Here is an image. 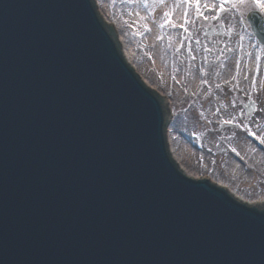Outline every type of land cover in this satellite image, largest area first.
<instances>
[{"label":"water","instance_id":"obj_1","mask_svg":"<svg viewBox=\"0 0 264 264\" xmlns=\"http://www.w3.org/2000/svg\"><path fill=\"white\" fill-rule=\"evenodd\" d=\"M169 122L94 0H0V264H264V208L185 176Z\"/></svg>","mask_w":264,"mask_h":264},{"label":"rangeland","instance_id":"obj_2","mask_svg":"<svg viewBox=\"0 0 264 264\" xmlns=\"http://www.w3.org/2000/svg\"><path fill=\"white\" fill-rule=\"evenodd\" d=\"M96 2L138 75L169 103L167 140L185 173L222 183L244 202H259L255 199L264 196V47L246 17L254 10L264 16V9L254 0H200L201 15L185 0ZM226 65L233 72L224 76Z\"/></svg>","mask_w":264,"mask_h":264},{"label":"bare ground","instance_id":"obj_3","mask_svg":"<svg viewBox=\"0 0 264 264\" xmlns=\"http://www.w3.org/2000/svg\"><path fill=\"white\" fill-rule=\"evenodd\" d=\"M121 43V45H122V49H123V53H124V57L127 59V61L129 62V58H128V56H129V53L125 50V48H124V46H123V44H122V42H120ZM214 62V61H213ZM130 63V62H129ZM245 70H247V67L245 68ZM233 71L231 70V68H229V66L228 65H226L225 66V68H224V70H223V74H224V76H227V75H229V74H231ZM222 84H226V82H224V83H222ZM173 159L176 161V163H177V165L179 166V168L181 169V171H183L184 173H185V171L183 170V168H182V166H181V164L179 163V161L176 159V157L175 156H173ZM186 174V173H185ZM218 186L220 187V188H223V189H226V190H228V188L225 186V185H223L222 183H219L218 184ZM231 195H233L236 199L238 198L237 196H235L233 193H230ZM238 200H241L240 198H238ZM256 201H259V202H256L257 204H264V196L263 197H261V198H259V199H255Z\"/></svg>","mask_w":264,"mask_h":264},{"label":"snow or ice","instance_id":"obj_4","mask_svg":"<svg viewBox=\"0 0 264 264\" xmlns=\"http://www.w3.org/2000/svg\"><path fill=\"white\" fill-rule=\"evenodd\" d=\"M185 2L189 3V4H192V3H195L196 5V8H197V11L200 12V8H201V4H200V0H185ZM241 2H243V0H241ZM254 2L256 3V6L261 8V9H264V3H259L258 0H254ZM205 7H207L208 5L205 4L204 5ZM220 10L223 11L224 10V4L221 3L220 4ZM209 10H213V9H209ZM200 14L202 15L203 13L200 12ZM167 15V14H166ZM207 17H205L206 19ZM175 27V25H173ZM181 27H183V25H181ZM185 31H187V28L184 29ZM197 43H199V41H197ZM183 46V45H182ZM189 51H191V48H189ZM194 58V57H193ZM261 143H264V140H261ZM235 151V150H234Z\"/></svg>","mask_w":264,"mask_h":264}]
</instances>
